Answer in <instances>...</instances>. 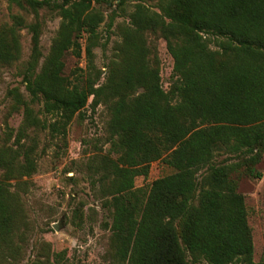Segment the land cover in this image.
Instances as JSON below:
<instances>
[{"label": "trees", "instance_id": "1", "mask_svg": "<svg viewBox=\"0 0 264 264\" xmlns=\"http://www.w3.org/2000/svg\"><path fill=\"white\" fill-rule=\"evenodd\" d=\"M9 1L36 17L41 9L56 10L61 24L46 56L39 19L12 14V24L0 28V67L20 59L23 28L33 44L22 79L28 99L17 87L10 91L17 108L23 106V124L16 146L0 151V259L12 255L24 220L11 188L37 166L35 143L20 137L28 129L65 136L92 97L110 111L116 159L103 157L99 181L103 195H111L115 257L126 264H258L245 198L230 177L234 165L214 158L246 155L256 164L264 151V0H152L158 11L131 0L117 59L106 72L96 66L93 49L104 21L95 4L108 0ZM156 36L174 60L176 79L167 93ZM69 51L86 57L74 77L65 74ZM36 104L51 120L40 117ZM156 160L175 172L136 187V177L148 176Z\"/></svg>", "mask_w": 264, "mask_h": 264}, {"label": "rangeland", "instance_id": "2", "mask_svg": "<svg viewBox=\"0 0 264 264\" xmlns=\"http://www.w3.org/2000/svg\"><path fill=\"white\" fill-rule=\"evenodd\" d=\"M59 1V0H52ZM142 1V0H141ZM156 8V1H142ZM136 1L108 0L95 4L104 13L100 24L99 38L94 46L95 64L107 71V65L117 59V45L122 39V28L129 24V13ZM22 15L27 22L39 19L42 22L41 49L46 56L61 24L56 10L41 9L39 16L26 8L0 0V28L12 24L11 15ZM114 18L112 26H109ZM214 48L216 39L210 37ZM156 54L161 72L164 91L170 92L176 79L174 60L161 36L154 38ZM21 57L13 64L0 67V151L7 146L15 147L16 136L23 124V106H16L11 89L17 87L20 94L28 99L23 79V70L32 51V33L28 28L20 31ZM85 54L77 58L69 51L65 57V74L74 77L85 68ZM90 97L81 114L70 122L65 136H52L48 129H28L21 141L35 143L34 157L36 170L30 176L22 177L11 188L15 192L22 218L19 230L14 236L13 253L0 259V264H126L115 255L112 242L113 210L107 203L111 195H103L101 163L109 155L113 137L109 129L110 111L106 104H92ZM42 118L51 120L41 113L42 106L36 104ZM217 165L233 164L230 177L236 182L237 190L244 195L254 244V262L264 264V151L261 160L252 164L246 155L218 153ZM253 167L251 172L250 167ZM175 170L163 160L151 163L148 176H137L136 187L148 188L159 177L174 173ZM0 167V177L2 176ZM260 173V176H257ZM205 173L198 177L199 186ZM109 180V179H107ZM15 183V182H14ZM107 185L108 182L105 181ZM196 194V197L198 196ZM196 202V201H195ZM188 259H190L188 257ZM189 264H208L205 261Z\"/></svg>", "mask_w": 264, "mask_h": 264}]
</instances>
